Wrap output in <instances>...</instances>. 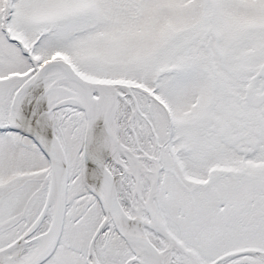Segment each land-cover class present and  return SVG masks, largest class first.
Masks as SVG:
<instances>
[{"label":"snow or ice","instance_id":"obj_1","mask_svg":"<svg viewBox=\"0 0 264 264\" xmlns=\"http://www.w3.org/2000/svg\"><path fill=\"white\" fill-rule=\"evenodd\" d=\"M0 264H264V0H0Z\"/></svg>","mask_w":264,"mask_h":264}]
</instances>
